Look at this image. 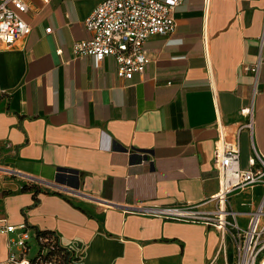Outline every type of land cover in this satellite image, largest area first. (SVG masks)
Listing matches in <instances>:
<instances>
[{
    "label": "crops",
    "instance_id": "obj_1",
    "mask_svg": "<svg viewBox=\"0 0 264 264\" xmlns=\"http://www.w3.org/2000/svg\"><path fill=\"white\" fill-rule=\"evenodd\" d=\"M25 1L29 35L0 43V166L51 184L35 197L0 171V219L27 226V256L40 230L77 264H233L213 227L130 207L214 195L218 136L237 142L244 169L253 149L264 157V0H179L175 30L145 41L148 61L130 79L110 56L74 55L101 0ZM263 194L262 184L230 194L240 226ZM9 251L0 232V264H14Z\"/></svg>",
    "mask_w": 264,
    "mask_h": 264
},
{
    "label": "built area",
    "instance_id": "obj_2",
    "mask_svg": "<svg viewBox=\"0 0 264 264\" xmlns=\"http://www.w3.org/2000/svg\"><path fill=\"white\" fill-rule=\"evenodd\" d=\"M48 2L49 0H43ZM179 0H101L84 20L91 33L87 39L76 41L73 52L76 57L92 56L97 61L112 57L119 77L132 78L142 73L148 61L145 41L154 35H167L175 30L172 16ZM28 4L25 0H2L0 2V43L10 46L25 39L31 26L25 19ZM50 27L46 31H50ZM255 71V69H253ZM252 128V108L243 110ZM251 169L240 165L239 147L236 141L218 136L213 150V168L217 172L218 191L200 203L177 205H135L131 210L162 219L198 223L213 227L223 237L218 254L227 259V238L230 240L233 264H264V194L259 205L247 212L248 221L240 226L237 212L230 206V194L244 187L264 185V157L253 149L249 159ZM6 175H16L27 183L50 187L48 181L0 166ZM210 204L211 206L209 207ZM0 232L6 235L9 248L8 261L14 264H30L27 253L33 239L25 224L12 225L0 219ZM70 250V249H69ZM45 253L46 249L38 252ZM33 255V256H34ZM43 264L42 260H38Z\"/></svg>",
    "mask_w": 264,
    "mask_h": 264
},
{
    "label": "trees",
    "instance_id": "obj_3",
    "mask_svg": "<svg viewBox=\"0 0 264 264\" xmlns=\"http://www.w3.org/2000/svg\"><path fill=\"white\" fill-rule=\"evenodd\" d=\"M23 187L33 190L35 197L41 192H48V190L42 189L35 183H25ZM34 242L38 250L45 248L46 252L41 253L39 251L36 255L32 256L30 258V264H39V259L44 262L43 264H77V256L75 253L60 245L54 232L36 230Z\"/></svg>",
    "mask_w": 264,
    "mask_h": 264
},
{
    "label": "rangeland",
    "instance_id": "obj_4",
    "mask_svg": "<svg viewBox=\"0 0 264 264\" xmlns=\"http://www.w3.org/2000/svg\"><path fill=\"white\" fill-rule=\"evenodd\" d=\"M35 245V244H34Z\"/></svg>",
    "mask_w": 264,
    "mask_h": 264
}]
</instances>
